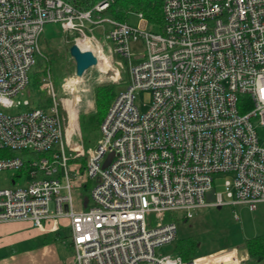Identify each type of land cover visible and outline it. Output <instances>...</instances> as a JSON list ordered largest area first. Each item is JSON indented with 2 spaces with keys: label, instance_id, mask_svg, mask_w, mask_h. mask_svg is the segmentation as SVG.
Returning <instances> with one entry per match:
<instances>
[{
  "label": "built area",
  "instance_id": "obj_1",
  "mask_svg": "<svg viewBox=\"0 0 264 264\" xmlns=\"http://www.w3.org/2000/svg\"><path fill=\"white\" fill-rule=\"evenodd\" d=\"M74 1L0 0V150L58 147L31 162L24 185L0 189V223L29 221L44 229L67 219L74 264H242L234 249L188 262L158 249L177 240V224L164 222L167 212L190 219L208 206L246 204L255 211L264 202V143L254 124L264 127V0H163L160 32L149 29L142 13H136L140 26L105 18L114 77L125 63L128 83L88 152L81 128L69 122L66 101L74 107L79 101L57 100L50 72L41 85L52 98L47 108L3 111L30 106L17 96L29 86L46 24L79 34L75 43L86 42L99 61L104 45L93 31L111 0L93 9ZM132 42L144 46L141 62L131 60ZM141 90L152 91L145 111L136 103ZM242 96L252 104L246 113ZM81 157L84 173L69 164ZM22 168L18 157L0 158V171ZM218 175L228 177L224 191L209 202ZM89 179L95 181L90 207L77 209L75 193ZM150 213L160 222L148 228Z\"/></svg>",
  "mask_w": 264,
  "mask_h": 264
},
{
  "label": "rangeland",
  "instance_id": "obj_2",
  "mask_svg": "<svg viewBox=\"0 0 264 264\" xmlns=\"http://www.w3.org/2000/svg\"><path fill=\"white\" fill-rule=\"evenodd\" d=\"M102 19V22L97 26L93 34L104 45L103 54H99L100 58L96 66L87 69L83 76L78 78L79 82L76 84L71 94L66 95L62 85L69 80V78H77L75 75V63L69 54V47L75 43L76 37L79 34L69 31H63L60 24H46L43 32L39 38L40 53L36 56L35 67L44 68L47 64L46 57L50 59V73L52 81L56 90L57 100L61 98H72L75 101V108L78 110V116H82L83 133H82V146L86 152L89 149H96L100 139V129H93L90 126L89 117L91 114H96L100 106H97L95 100V88L98 85L116 84L117 95L120 91L124 90L128 83V70L124 63V68L119 69V74L114 77L116 64L112 63L108 45L111 43L106 40V34L110 31L111 25L105 21L101 15H97ZM107 19V18H106ZM128 23L133 26H140L141 20L135 13L130 14ZM154 32H160L161 29L158 25L149 28ZM132 52V62L138 63L144 60L145 50L141 42H132L130 45ZM116 59L114 57V61ZM98 78V79H97ZM112 78H117L112 80ZM79 86V87H78ZM89 89V90H88ZM75 92V93H73ZM78 92V93H77ZM116 95V96H117ZM78 97V98H76ZM17 100H29L30 106H21L11 110H3L7 114L16 115L21 114L31 109L40 108L46 105L47 102H52V98L46 89H35L28 86L22 93L17 96ZM152 102V91L141 90L137 93L136 103L141 110L148 109ZM90 105H89V104ZM83 108V109H82ZM91 113V114H90ZM107 109L101 111V115L105 116ZM90 114V115H89ZM66 116V113L64 112ZM93 116V115H92ZM70 121V120H69ZM261 142L264 143V127L258 123H254ZM80 128V121L78 126ZM82 132V131H81ZM36 156V155H35ZM34 160L46 158L43 155L34 157ZM75 165V164H74ZM16 174H20L18 170H1L0 171V189L18 187L25 184V173L15 178ZM228 177L218 175L215 178L214 188L217 192L224 191V181ZM13 182H16L14 185ZM88 198L91 201V193L85 189H79L75 193V203L77 209H86L84 207L83 199ZM236 215L239 219H236ZM160 220L153 213L147 217L148 228L155 227ZM164 222H174L177 224V241L188 238H198L200 254H207L219 248L222 245H239L250 232L249 228L255 224L256 228L261 232L264 230V204H259L256 211H251L246 204H234L219 206H208L201 208L194 212L192 218H187L186 214L182 211L167 212ZM64 240H69L70 232L68 228H63L60 231ZM176 242L166 244L158 249L160 255L177 256L175 253Z\"/></svg>",
  "mask_w": 264,
  "mask_h": 264
},
{
  "label": "trees",
  "instance_id": "obj_3",
  "mask_svg": "<svg viewBox=\"0 0 264 264\" xmlns=\"http://www.w3.org/2000/svg\"><path fill=\"white\" fill-rule=\"evenodd\" d=\"M105 0H75L74 3L76 6L83 9H93V7ZM132 13H142L144 18L148 21L149 26L158 25L160 29L164 25V14H163V0H111L110 6L103 12L99 13L103 18L112 19L120 22H128L129 16ZM47 64H45L44 68L38 66L33 67L29 74V86L34 87L35 89H39L44 82L47 73L50 71V59L45 58ZM117 95L116 84H104L98 85L95 88V100L97 106H100V109L97 110L96 114H89L90 126L93 129H100L101 122L104 116L101 115V111L109 109L112 102L114 101ZM50 105V102H47L46 105L40 106L43 108H47ZM240 109L242 113L248 112L252 108V104L250 103L247 96H242L240 98ZM64 115V111L61 112ZM93 115V116H92ZM80 128L83 133V123L82 116H79ZM58 151V147H54L51 151L48 152H33L28 150H0V158H20L23 162V168L20 171V174H16L14 179L19 177L20 175L26 173L28 168L30 167L31 162L38 161L34 160V157H38L39 155H43L45 157H51V155ZM36 155V156H35ZM40 160V158H39ZM72 167L76 165L81 166L80 172L84 173L87 164V158L81 157L69 162ZM75 164V165H74ZM13 179V180H14ZM95 184L94 180H88L83 183L81 189H85L88 192L93 188ZM84 207L88 209L90 207V200L88 198L83 199ZM175 245V253L177 256L182 257L184 261H192L193 259L198 257V248H199V240L198 238H188L184 240H176ZM246 245H248V251L250 257L256 260L264 258V235L255 237L253 239L247 240Z\"/></svg>",
  "mask_w": 264,
  "mask_h": 264
},
{
  "label": "crops",
  "instance_id": "obj_4",
  "mask_svg": "<svg viewBox=\"0 0 264 264\" xmlns=\"http://www.w3.org/2000/svg\"><path fill=\"white\" fill-rule=\"evenodd\" d=\"M13 183L16 185V182ZM236 219H239L237 215ZM58 224L59 228H54ZM63 228L69 229L67 219L50 220L44 229L35 227L29 221L0 223V264H74L70 236L67 241L60 234ZM249 230L250 232L239 245H222L207 254L198 252V257L234 249L242 264H264V258L256 260L250 257L246 245L247 240L264 235V230L259 232L255 224Z\"/></svg>",
  "mask_w": 264,
  "mask_h": 264
},
{
  "label": "water",
  "instance_id": "obj_5",
  "mask_svg": "<svg viewBox=\"0 0 264 264\" xmlns=\"http://www.w3.org/2000/svg\"><path fill=\"white\" fill-rule=\"evenodd\" d=\"M69 54L75 63V75L82 77L84 72L97 65L98 60L96 56L90 50H81L76 43L71 44L69 47ZM207 199L209 202L215 200V189L208 193Z\"/></svg>",
  "mask_w": 264,
  "mask_h": 264
},
{
  "label": "bare ground",
  "instance_id": "obj_6",
  "mask_svg": "<svg viewBox=\"0 0 264 264\" xmlns=\"http://www.w3.org/2000/svg\"><path fill=\"white\" fill-rule=\"evenodd\" d=\"M76 45L81 50H89V49H92L91 47L88 46V44H86V42H84L82 40H77L76 41ZM78 78L79 77H77V78H69V80H67V82H66V85L67 86H71L72 89H76L75 86L79 82ZM73 93H75V92H73ZM76 98H78V97H76ZM66 103H67V108H68V111H69V114H70V121H69L70 122V125H71V127H76V126H78V110L73 106V102H71L70 100L66 101Z\"/></svg>",
  "mask_w": 264,
  "mask_h": 264
}]
</instances>
